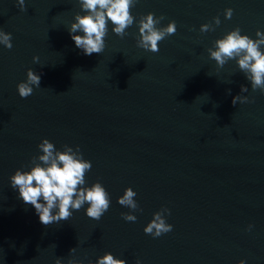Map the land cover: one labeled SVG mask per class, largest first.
<instances>
[{
    "label": "water",
    "instance_id": "obj_1",
    "mask_svg": "<svg viewBox=\"0 0 264 264\" xmlns=\"http://www.w3.org/2000/svg\"><path fill=\"white\" fill-rule=\"evenodd\" d=\"M25 6L0 0V30L13 45L0 44V264H95L105 252L127 264H264V94L235 60L218 67L207 51L237 27L257 39L264 0H137L128 35L109 22L103 52L90 56L68 31L85 14L78 0ZM148 13L164 17L157 27L176 22L156 53L137 47ZM217 16L220 25L201 33ZM28 69L41 83L21 98ZM238 94L254 102L234 106ZM43 138L60 151L78 145L91 161L84 186L100 182L111 201L99 220L86 203L45 226L18 199L9 178L30 170ZM129 187L142 211L117 202ZM162 207L173 230L154 238L143 229ZM129 212L135 222L122 218Z\"/></svg>",
    "mask_w": 264,
    "mask_h": 264
},
{
    "label": "clouds",
    "instance_id": "obj_2",
    "mask_svg": "<svg viewBox=\"0 0 264 264\" xmlns=\"http://www.w3.org/2000/svg\"><path fill=\"white\" fill-rule=\"evenodd\" d=\"M85 14L77 13L75 22L68 29L75 46L82 50L84 55L100 54L105 48V38L108 34L110 22L112 32L123 38L128 35L126 29L133 25L134 16L130 9L135 7L137 0H78ZM20 11H27L25 0H18ZM233 15V9L224 10L226 19ZM164 17H154L153 13L142 16L138 21L139 35L136 39L137 47L156 53L159 51L158 42L163 41L176 32V22L171 21L164 27H157ZM221 23L219 17H213L212 23L200 26V32L214 31L215 26ZM82 33V35L77 34ZM257 39L242 35L239 27L227 32L222 38L215 40L214 46L207 49L210 59L215 60L218 67H223L229 60H235L245 78L250 81L253 91L259 89L264 94V32L257 30ZM12 34L0 30V44L6 48L13 47ZM34 62L39 61L38 56L33 57ZM41 77L32 69L27 71L26 81L17 84L21 98H27L33 93V86L40 87ZM248 87L241 85V93L248 92ZM231 94V90H228ZM237 102L252 103L248 96L236 95L232 99L235 106ZM63 151L57 150L55 145L47 138H43L37 145L42 154L32 157L30 170L17 169L10 176L11 188L18 190V199L34 207L41 224L48 226L68 220L73 212L79 211L86 203V215L99 220L110 207V197L100 182L91 187H85V176L91 170V161L83 158L80 147L75 150L63 145ZM137 195L131 187L126 188L117 202L132 211H142L134 199ZM170 215L168 208L162 207L153 213L152 220L143 229L145 234L154 238L173 230V225L166 222L165 215ZM125 221L135 222L137 217L131 212L121 213ZM252 225H249L251 229ZM70 252H75V248ZM55 264H62L57 258ZM67 264H80L79 261L68 260ZM92 264V262H89ZM95 264H127L126 260L118 259L110 252L98 257ZM136 264H141L139 259ZM238 264H245L240 260Z\"/></svg>",
    "mask_w": 264,
    "mask_h": 264
}]
</instances>
